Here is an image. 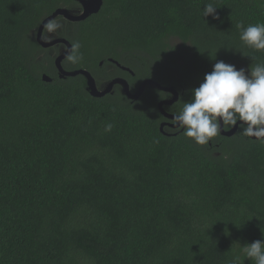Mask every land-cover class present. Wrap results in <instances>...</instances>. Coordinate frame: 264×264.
<instances>
[{
  "label": "trees",
  "instance_id": "trees-1",
  "mask_svg": "<svg viewBox=\"0 0 264 264\" xmlns=\"http://www.w3.org/2000/svg\"><path fill=\"white\" fill-rule=\"evenodd\" d=\"M209 3L218 19L203 17ZM59 8L81 5L0 0V264H254L241 246L264 240V142L240 127L207 145L169 137L168 94L94 98L85 77L61 79L58 49L36 39ZM56 21L55 38L80 45L67 71L101 87L115 60L132 92L147 79L177 89L174 115L217 61L264 63L237 27L264 22V0H104L85 21Z\"/></svg>",
  "mask_w": 264,
  "mask_h": 264
},
{
  "label": "clouds",
  "instance_id": "clouds-1",
  "mask_svg": "<svg viewBox=\"0 0 264 264\" xmlns=\"http://www.w3.org/2000/svg\"><path fill=\"white\" fill-rule=\"evenodd\" d=\"M216 9L211 3L206 4L203 17L218 19ZM237 27L241 29L239 39L245 46L264 51V22L247 27L241 22ZM79 47V43L72 45L67 54L69 61L76 62L80 58L77 55ZM173 120L180 132L182 130L183 135L197 145H207L217 137L221 124L235 125L237 122H240L241 136L264 142V63L250 66L246 74L244 69L238 70L234 65L217 61L199 87L191 91V98L183 103ZM106 130H111L110 124ZM241 250L254 264H264V240L246 243ZM234 264H239V257Z\"/></svg>",
  "mask_w": 264,
  "mask_h": 264
},
{
  "label": "water",
  "instance_id": "water-1",
  "mask_svg": "<svg viewBox=\"0 0 264 264\" xmlns=\"http://www.w3.org/2000/svg\"><path fill=\"white\" fill-rule=\"evenodd\" d=\"M75 1L81 5V11L79 13H74L67 8L57 9L52 15L48 16L41 23L36 35L38 44L45 49L54 47L59 44H63L66 46V50L62 52L59 56H57V58L55 59V66L59 72V77L61 79H65L68 77H77L79 75L85 77V79L87 80V90L94 98H103L111 94L116 85H121L123 87V91L125 95L132 102L140 100V98L144 95L147 87L152 86L160 91H164L172 95L171 99L160 102L158 104V109L162 115H164L167 118L173 119L174 115L167 113L165 111V106H173L179 101L180 94L174 87H163L160 83L156 82L155 80L147 79L142 81L136 92H132L130 84L128 83L127 80L123 78H116L112 80L104 89L101 90L97 85L96 79L88 70L80 69L76 71H67L64 68L63 63L67 59V54L69 53V50L72 48V44L70 43V41L64 38H55L50 41H45L43 39V33L46 27L49 26L53 21H55L59 17H63L65 20L74 23L85 21L90 16L98 14L104 5V0H75ZM116 63L120 65L118 62ZM124 69L130 70L128 68H124ZM43 81L50 83L52 82V78L45 74L43 75ZM239 127H240V122H237V124H235L231 130L226 131L224 128V124H221L220 134L225 137H233L238 132ZM163 128L164 125H161V131H163ZM181 132L183 131L181 130ZM252 139L256 140L255 138Z\"/></svg>",
  "mask_w": 264,
  "mask_h": 264
},
{
  "label": "flooded vegetation",
  "instance_id": "flooded-vegetation-1",
  "mask_svg": "<svg viewBox=\"0 0 264 264\" xmlns=\"http://www.w3.org/2000/svg\"><path fill=\"white\" fill-rule=\"evenodd\" d=\"M72 11V10H71ZM81 10H79V11H77V13H79ZM74 12V11H73ZM49 27V26H48ZM48 27L46 28V30L48 29ZM46 30L44 31V33H43V39L45 38L44 36H46V33H48V32H46ZM49 35H50V37H51V39H53L52 37V33H49ZM45 40V39H44ZM45 41H47V40H45ZM48 41H50V40H48ZM63 45V44H62ZM56 45V46H54V47H51V48H57L58 49V54L56 55V57H55V59L57 58V56H59L62 52H64L65 50H66V46L65 45ZM50 48V49H51ZM49 49V48H48ZM109 63H111V65L108 67V69L107 70H105V71H103L102 72V74H101V77H100V81L102 82V85H101V87H99L101 90L102 89H104L112 80H114V79H116V78H123V79H125V80H127L128 81V83L130 84V82H129V79H127V78H125L124 77V75H126V76H131V77H134L135 76V73L129 68V67H126V66H124V65H121L119 62V64L120 65H118L116 62H115V60H112V59H109ZM105 66V62H101L100 63V68H103ZM113 66H115V67H117L118 69H120V71H122V72H124V73H115V69L113 68ZM124 68H128V69H130V70H126V69H124ZM133 72V73H132ZM108 76L109 77H112L111 79H108ZM95 78V77H94ZM96 82H97V80H96ZM140 85V84H139ZM139 85H138V87H139ZM115 87H120V89H121V91H123V87L121 86V85H116ZM130 87H131V85H130ZM115 89V88H114ZM166 94H168L169 96L167 97H164V99L162 100V101H164V100H169V99H171L172 98V95L170 94V93H166ZM161 101V102H162ZM166 107H170V106H165V108ZM166 112L167 113H169L167 110H166ZM170 114V113H169ZM172 115V114H171ZM164 118V120L160 123L161 125H164V128H163V133L165 134V135H167V136H174V135H176V133L180 130V128L179 127H177L176 126V124H175V122H174V120L173 119H170V118H167V117H165V116H163ZM160 125V126H161ZM224 126H225V124H224ZM234 127V125L232 126V128ZM231 128V129H232ZM230 129V130H231ZM229 131V130H228Z\"/></svg>",
  "mask_w": 264,
  "mask_h": 264
},
{
  "label": "rangeland",
  "instance_id": "rangeland-1",
  "mask_svg": "<svg viewBox=\"0 0 264 264\" xmlns=\"http://www.w3.org/2000/svg\"><path fill=\"white\" fill-rule=\"evenodd\" d=\"M61 20V19H60ZM59 21V20H58ZM58 21H56V23L54 22L50 27H48V29L46 30V32H48V33H46V36H44L45 38V40H51V37H50V35H49V33H52V38H55L56 37V35H55V33H56V30H57V28L59 27V26H61V24L58 22ZM42 56H40V58H41ZM231 65H234L238 70L239 69H244L245 70V73L246 74H248L249 73V71L247 70V68L246 67H244V66H242V65H240V64H231Z\"/></svg>",
  "mask_w": 264,
  "mask_h": 264
},
{
  "label": "bare ground",
  "instance_id": "bare-ground-1",
  "mask_svg": "<svg viewBox=\"0 0 264 264\" xmlns=\"http://www.w3.org/2000/svg\"><path fill=\"white\" fill-rule=\"evenodd\" d=\"M61 18V17H60ZM62 31V30H61ZM37 33V32H36ZM61 35V34H60ZM55 51H57V50H55ZM93 75V74H92Z\"/></svg>",
  "mask_w": 264,
  "mask_h": 264
}]
</instances>
